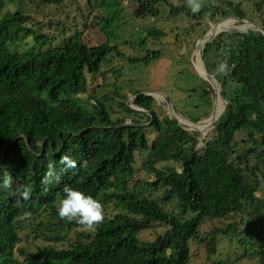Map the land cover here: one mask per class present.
Wrapping results in <instances>:
<instances>
[{
    "label": "trees",
    "instance_id": "obj_1",
    "mask_svg": "<svg viewBox=\"0 0 264 264\" xmlns=\"http://www.w3.org/2000/svg\"><path fill=\"white\" fill-rule=\"evenodd\" d=\"M93 1L85 0L91 8L81 14L79 26L70 28L65 21L43 23L28 8L51 6L61 14L62 0H0V264H193L194 239L208 260L222 238L233 240L243 252L211 264H236L243 256L264 264L263 234L250 229L264 224V196L258 193L264 181V0L252 1L257 28L220 31L202 47V60L225 104L212 123L211 138L198 148L195 134L167 115L160 117L153 98L140 87L127 88L135 109L115 82L122 67L134 74L159 58L160 50L147 48L146 41L165 33L150 24L134 39L123 41L141 54L124 56L109 43L112 35L106 31L121 6L116 0L96 2L105 7L104 15H96L90 13ZM204 4L193 14L186 0H137L145 10L142 18H160L162 7L167 8V19L184 18L186 26L172 31V39L183 34L182 42L205 16H248L241 2ZM89 16L105 35L98 43L86 41ZM27 36L28 47L11 49ZM113 54L128 65L109 66L107 56ZM222 62L228 66L226 73L218 70ZM107 75L112 81L105 83ZM194 77L200 90L185 92L197 96L189 98L194 110L190 120L206 115L210 104L207 83ZM105 87L111 90L101 91ZM79 93L85 94L86 104L76 98ZM145 128L155 137L149 140ZM237 133L254 145L250 148L255 162L233 156ZM137 152L146 153L141 167L135 166ZM64 155L76 161L75 170L62 171ZM84 161L87 167H80ZM165 161L177 163L178 170L170 164L157 166ZM50 164L58 180L45 185L41 180ZM140 171L145 176H139ZM65 186L104 205L106 219L94 235L59 218ZM23 187L31 189L28 199L19 194ZM167 202L178 212L166 209ZM205 219L222 223H213L202 236L198 228ZM154 225H162L163 231L150 240L138 238L141 230Z\"/></svg>",
    "mask_w": 264,
    "mask_h": 264
},
{
    "label": "rangeland",
    "instance_id": "obj_2",
    "mask_svg": "<svg viewBox=\"0 0 264 264\" xmlns=\"http://www.w3.org/2000/svg\"><path fill=\"white\" fill-rule=\"evenodd\" d=\"M105 1L107 0H94L93 8L91 9L90 13L96 15L103 14L102 10L105 7H100L99 5L94 4L96 2L97 4L99 2L102 4ZM116 1L121 6V9L118 11L115 19H113L114 21L112 20L109 22V26L106 28V31L111 32L112 35L109 38V43L115 44L119 52L124 56L141 54V51L133 50L127 47L123 41L134 39L135 35L138 34L137 32L142 33V29L149 27L150 24L161 28L163 33H165V36L162 35L159 39L147 38L146 41L147 48L160 50L161 56L159 58L152 61L149 65L142 67L139 72L134 74H129L126 71V68L122 67L120 72L121 75L115 82L121 86V91H126L127 96L125 100L130 102V100L133 98L130 93H127L128 87H140V89H142V93H146L150 96L152 95L151 97L154 100L153 105L155 111L160 117L167 115L170 118H174L175 121L182 128H184L186 132L195 134V148H198L204 139L211 138L213 134L212 123L217 119L219 116L218 114L221 113L225 104L217 81L215 80L214 76L209 73L204 61L202 60L201 45L205 38L209 39L211 36L217 34L220 31H244L248 28L256 27L253 21L257 22L258 24V14L252 12L251 10L253 0L248 2L246 0H229L231 2H241V7L244 8L245 14L248 15L247 18L238 20L233 15L221 17L218 14L214 15L213 18H208L205 16L203 19H201L200 25H196L192 30H190V32L188 31V40L185 42H182L180 39V37H183L182 33H179L174 39H172L173 29L186 26V20L184 18L175 17L167 19L165 17L167 8L165 7L161 8L162 16L156 20H153V18L150 16L149 18H142L140 14L145 13V10L140 5L137 6V0ZM171 1L176 2L177 0ZM62 5L61 14H57L53 9L54 7L51 8V6L38 9L29 6L28 8H30L31 16L43 23L47 20L65 21L68 23L70 28L74 27L75 24L79 26L82 21L81 14H85L91 8L85 3V0H62ZM5 7L12 9L13 5L7 4ZM135 10L137 11L135 12ZM261 17L264 18V12L262 13ZM86 24H88V28H86L84 33L88 34L86 35V41L89 44L98 43L105 39L104 33L100 31L98 32V26L93 25V20H90V16L87 18ZM212 29L216 30L215 33L210 35L209 32ZM262 32L264 33V29H262ZM49 33H52V30H50ZM157 36L158 35H156V37ZM29 38V36L22 37L19 42L11 46V49L21 51L28 47L26 42L29 41ZM59 38L60 35H57V41ZM179 59H183L181 65L179 64ZM107 63L109 66L119 65L120 63L124 64L125 66L128 65L124 58L117 57L114 54L113 56H107ZM102 69H104V66H102ZM190 71H192V74ZM193 75H198V78L203 79V81L207 83L209 88L206 85L205 88L208 91V95L210 97L209 109H206L207 114L200 116L197 120H190V116L194 115L192 114L194 110L191 111V107L188 106L191 104L189 102V98L191 95H194V93H185L187 89H190L191 91L192 89H195L196 91L200 90L199 82ZM110 81H112V77L111 75H107L104 82L107 83ZM107 90H111V88L105 87L101 91ZM75 96L80 101V103L86 104L87 99L85 94L79 93ZM196 97L197 96L195 95L193 96L194 99H196ZM165 100H167V102H165ZM200 101L205 102L203 96L201 97ZM199 111H197V115ZM205 120L208 121L203 122ZM144 131L146 132V136L149 140L155 137V133L152 132V129L145 128ZM243 137V133H237L235 135V143H233L231 148L234 152L233 156L238 154L237 156H239L241 160L244 161V163L255 162V153H253L250 148L254 145L249 141L245 142L241 140ZM135 158V166L141 167L146 158V153L137 152ZM162 164L173 165L174 168L178 170L177 163L165 161L158 163L157 166ZM138 174L139 176H145L142 171H140ZM258 193L260 196H264V181L261 182V187ZM164 207L166 209H173L175 213L178 212V209L174 208V205L171 202L165 203ZM213 223L218 225L221 224L222 221L211 222L207 219L203 220L199 225L198 234L202 236L205 235L206 232L212 228ZM255 225L257 226L249 228H253L254 232L263 234L264 238V224L259 222L255 223ZM163 229L164 227L162 225H154L151 228L141 230L138 233V238L141 240H150L156 233L162 232ZM195 242L196 239H194L190 244V261L193 264H211V261L216 259L233 260L235 255L232 253L236 251L237 254H240L242 251V248L236 247V244L233 240L228 241L226 238H222L217 242V252L212 255L210 259L206 260L204 259L202 244ZM236 264L257 263L255 259L253 260L252 258L243 256L237 260Z\"/></svg>",
    "mask_w": 264,
    "mask_h": 264
},
{
    "label": "clouds",
    "instance_id": "obj_3",
    "mask_svg": "<svg viewBox=\"0 0 264 264\" xmlns=\"http://www.w3.org/2000/svg\"><path fill=\"white\" fill-rule=\"evenodd\" d=\"M186 6L193 14H196L205 7V4L204 0H186ZM218 70L226 73L228 71L226 62H222L219 65ZM165 102H167V100H165ZM130 105L135 108L131 104V100ZM60 163L64 166L62 171H67L69 169L75 170L77 168L76 161L69 155L62 156ZM80 167H87V162H81ZM54 178L58 180L55 166L50 164L48 166V171L41 180V183L47 185L51 183ZM9 182L10 178L5 181L6 184ZM63 192L65 194L64 198L60 200L57 208L59 218L70 223L74 221L82 228V230L94 235L98 226L103 224L106 219L104 205L99 200L93 198V196L85 194L83 191L74 189L70 186H65L63 188ZM19 194L21 198L28 199L31 194V189L23 187Z\"/></svg>",
    "mask_w": 264,
    "mask_h": 264
},
{
    "label": "bare ground",
    "instance_id": "obj_4",
    "mask_svg": "<svg viewBox=\"0 0 264 264\" xmlns=\"http://www.w3.org/2000/svg\"><path fill=\"white\" fill-rule=\"evenodd\" d=\"M215 30L216 29H212L210 32H209V34L211 35V34H213V33H215ZM206 40L208 39V38H205ZM205 39L203 40V42L205 41ZM214 112V111H213ZM209 120V119H208ZM208 120H205V121H203V122H206V121H208Z\"/></svg>",
    "mask_w": 264,
    "mask_h": 264
},
{
    "label": "water",
    "instance_id": "obj_5",
    "mask_svg": "<svg viewBox=\"0 0 264 264\" xmlns=\"http://www.w3.org/2000/svg\"><path fill=\"white\" fill-rule=\"evenodd\" d=\"M263 33V32H262ZM156 33L154 32L153 33V35H155ZM264 34V33H263ZM208 40V39H207ZM207 40H205L203 43H202V45H201V47H203V45L205 44V42L207 41ZM202 49V48H201ZM174 119V118H173ZM175 120V119H174Z\"/></svg>",
    "mask_w": 264,
    "mask_h": 264
}]
</instances>
